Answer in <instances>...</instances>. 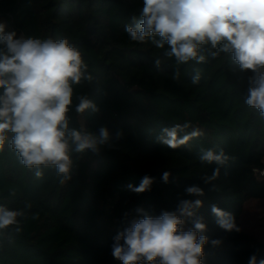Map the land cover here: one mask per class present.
Masks as SVG:
<instances>
[{"label":"trees","instance_id":"obj_1","mask_svg":"<svg viewBox=\"0 0 264 264\" xmlns=\"http://www.w3.org/2000/svg\"><path fill=\"white\" fill-rule=\"evenodd\" d=\"M141 7L142 0H0L6 31L14 30L18 38H67L81 51L93 79L73 85L74 105L75 96L86 95L99 111L79 115L73 106L70 127L83 123L96 132L106 126L114 145L98 155L73 153L71 179L64 184L55 168H42L44 175L37 179L36 169L24 167L5 145L0 204L23 210L24 216L22 232L0 230V264H122L111 254L113 237L138 216L136 210L159 215L174 211L181 199L203 201L197 215L207 224L204 234L222 241L205 246L204 264H249L252 254L264 259V242L240 223L245 202L264 199V120L244 103L253 73L241 71L231 54L222 53L180 65V79L173 80L175 58L164 56L168 46L133 42L124 30ZM208 47H202L206 56ZM197 69L201 79L193 85ZM185 122L205 135L175 150L157 141L162 127ZM118 130L123 132L119 140ZM201 148L223 149L231 158L213 182L216 190L200 179L218 167L201 163ZM165 171L174 183L162 182ZM145 175L155 178L151 191L128 190ZM193 184L204 189L203 197L185 193ZM212 205L232 213L242 231L221 229ZM191 227L190 221L185 224V230Z\"/></svg>","mask_w":264,"mask_h":264},{"label":"clouds","instance_id":"obj_2","mask_svg":"<svg viewBox=\"0 0 264 264\" xmlns=\"http://www.w3.org/2000/svg\"><path fill=\"white\" fill-rule=\"evenodd\" d=\"M6 27V22H0V151L7 144L24 167L36 169L37 179L44 175L42 168H55L64 184L71 179L73 153L91 151L98 155L102 149L114 147L113 135L106 126L96 132L83 123L79 128L70 127L73 106L79 115L99 111L86 95L75 96L78 103L74 105L73 85L90 82L93 77L81 51L67 38H18ZM124 30L133 42L150 41L159 49L167 45L164 56L175 58V81L181 76L180 65L231 54L241 71L253 73L244 103L264 120V0H142L139 16L133 15ZM204 45L209 46L208 56L203 54ZM154 64L160 69L161 60L157 58ZM200 79L197 69L191 83L199 84ZM204 135L190 122L177 123L162 127L157 141L175 150L190 146V141ZM122 137V130H118L115 139ZM198 158L201 163L218 165L211 175L200 177L216 190L213 182L231 158L223 149L211 148H201ZM161 180L165 184L175 182L169 171L163 172ZM154 182V177L145 175L138 185L129 184L127 188L142 194L151 191ZM184 191L193 197L205 195L197 184ZM202 206L201 199H181L174 211L162 210L159 215L138 208V216L129 219L113 237V258L122 264H204L205 246L210 243L218 247L222 241H210L204 234L207 224L197 215ZM211 212L221 229L242 231L232 213L216 205L211 206ZM23 216V210L0 204V230L22 232ZM189 221L192 227L185 230ZM249 264H264V259L258 261L252 254Z\"/></svg>","mask_w":264,"mask_h":264},{"label":"rangeland","instance_id":"obj_3","mask_svg":"<svg viewBox=\"0 0 264 264\" xmlns=\"http://www.w3.org/2000/svg\"><path fill=\"white\" fill-rule=\"evenodd\" d=\"M0 22L6 21L0 18ZM240 223L247 233L264 242V199L251 198L246 201L240 216Z\"/></svg>","mask_w":264,"mask_h":264},{"label":"built area","instance_id":"obj_4","mask_svg":"<svg viewBox=\"0 0 264 264\" xmlns=\"http://www.w3.org/2000/svg\"><path fill=\"white\" fill-rule=\"evenodd\" d=\"M261 174H264V169L261 171Z\"/></svg>","mask_w":264,"mask_h":264}]
</instances>
